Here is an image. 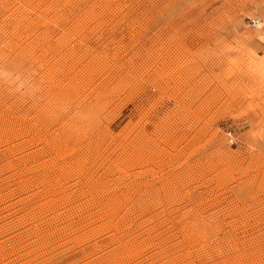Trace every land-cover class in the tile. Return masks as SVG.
<instances>
[{"label":"rangeland","instance_id":"rangeland-1","mask_svg":"<svg viewBox=\"0 0 264 264\" xmlns=\"http://www.w3.org/2000/svg\"><path fill=\"white\" fill-rule=\"evenodd\" d=\"M256 18L0 0V264H264Z\"/></svg>","mask_w":264,"mask_h":264},{"label":"bare ground","instance_id":"bare-ground-1","mask_svg":"<svg viewBox=\"0 0 264 264\" xmlns=\"http://www.w3.org/2000/svg\"><path fill=\"white\" fill-rule=\"evenodd\" d=\"M98 5V4H97ZM254 21H256V25L259 27V28H261L262 26H263V23H262V21H260L258 18H256V20H254ZM39 22V21H38ZM46 22V21H45ZM50 51V50H49ZM263 59H262V61L260 62V64H258L259 66H258V68H259V71L261 72V73H264V57H262ZM255 60V59H254ZM256 61V60H255ZM256 63V62H255ZM255 63H253L252 62V64H251V66L253 65V64H255ZM258 63V62H257ZM256 65V64H255ZM254 66V65H253ZM253 66H252V68H253ZM249 68V67H248ZM251 68V69H252ZM254 68H255V66H254ZM256 68H257V66H256ZM255 68V69H256ZM250 69V70H251ZM254 70V69H253ZM253 70H251V72L253 73ZM258 70V69H257ZM255 71V70H254ZM258 72V71H257ZM256 74V73H255ZM255 77H256V75H254ZM21 130V129H20ZM162 131V130H161ZM23 132V131H22ZM31 133H32V131H31ZM2 134V133H1ZM35 134V133H34ZM194 141V140H193ZM77 144V143H76ZM53 170V169H52ZM66 171V170H65ZM52 173V172H51ZM59 175V174H58ZM47 178V177H46ZM45 179V178H44ZM53 180V179H52ZM64 180V179H63ZM59 181V180H58ZM65 184V183H64ZM52 186V185H51ZM59 186V185H58ZM61 186V185H60ZM45 192V191H44ZM48 192V191H47ZM55 192V191H54ZM20 194V193H19ZM57 196V195H56ZM113 200V199H112ZM28 201V200H27ZM114 201V200H113Z\"/></svg>","mask_w":264,"mask_h":264}]
</instances>
